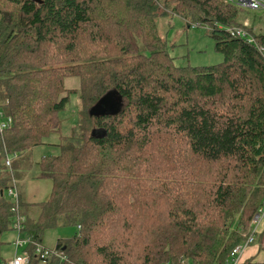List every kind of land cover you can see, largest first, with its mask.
I'll return each mask as SVG.
<instances>
[{
	"label": "trees",
	"instance_id": "1",
	"mask_svg": "<svg viewBox=\"0 0 264 264\" xmlns=\"http://www.w3.org/2000/svg\"><path fill=\"white\" fill-rule=\"evenodd\" d=\"M162 6L209 27L223 62L175 66ZM240 10L228 0H0V102L12 120L0 128V249L16 229L29 264H224L264 205V51L226 30L248 28ZM249 29L264 50V32ZM73 95L82 121L62 135ZM109 97L117 111L93 113ZM55 134L59 153L37 164L49 199L10 201L7 161ZM59 225L77 231L51 249L58 256L36 257Z\"/></svg>",
	"mask_w": 264,
	"mask_h": 264
},
{
	"label": "rangeland",
	"instance_id": "2",
	"mask_svg": "<svg viewBox=\"0 0 264 264\" xmlns=\"http://www.w3.org/2000/svg\"><path fill=\"white\" fill-rule=\"evenodd\" d=\"M36 2L40 0H34ZM167 10L168 13L163 14ZM158 16L156 21L158 24L159 35L161 39L167 44V51L174 59V65L177 67H209L222 63L224 56L216 50L217 41L213 38L210 28L207 26H199L198 24H188L184 19L173 15L170 7L162 6L157 11ZM238 22L248 28H243L247 33L251 34V29L255 33L264 32V9L254 10H240L238 15ZM66 85L68 88H75L78 85V79H67ZM117 102L112 97L106 101V107L109 109L111 103ZM105 105V104H104ZM117 104H113L108 112L117 111ZM82 109L77 96L70 98L69 104L63 112L60 113L62 121V128L60 134L67 135L72 128L79 125L82 121ZM60 134H55L46 140V144L34 148L30 152L22 153L19 157H11L8 160L16 165L15 167V187L18 193V198L22 197L25 203L40 204L44 202L48 194L51 195L52 181L48 179L36 178L38 173L37 164L46 156L57 155L59 150L55 144L59 142ZM7 161V162H8ZM35 176V177H34ZM6 192V197L12 202H17V198ZM50 197V196H49ZM42 201V202H40ZM39 205L30 207L31 214L38 213ZM29 209V207H28ZM76 228L66 225H59L56 228L49 229L44 232L42 236V245L49 249H55L60 240L65 241L73 237L76 233ZM18 232H5L1 238L2 246L0 249V256L2 260L9 261L14 258L16 253L15 242L19 239ZM256 241L250 248L254 250L259 249L261 255L259 260L264 258V220L261 224ZM28 247L24 246L19 250V255H24ZM263 261V260H262Z\"/></svg>",
	"mask_w": 264,
	"mask_h": 264
},
{
	"label": "built area",
	"instance_id": "3",
	"mask_svg": "<svg viewBox=\"0 0 264 264\" xmlns=\"http://www.w3.org/2000/svg\"><path fill=\"white\" fill-rule=\"evenodd\" d=\"M228 2L237 8L242 10H262L264 9V0H228ZM219 28H223L220 26ZM229 34L235 38H241L246 40L248 43L256 46L259 48L261 52H263V48L257 45L256 39L252 34L247 33L243 28H226ZM12 124V120L8 118L5 111L2 109L1 102H0V128L1 130L7 129ZM7 165H10V161L7 162ZM16 192L15 197L18 200V193L16 188L9 189L10 195H14ZM264 220V205L258 210L255 214L253 221H252V231L250 236L248 237L247 241L243 242L241 245L236 247L233 252L231 253L230 257L225 261L224 264H242L243 263V254L245 251L255 242V237L259 234V230L261 224ZM24 246L28 247V240H24L19 236V239L15 242L16 253L13 259L9 261L1 260L0 264H29V252H24V255H19V250ZM36 257L40 259H48L52 255L58 256L59 253L56 250H51L49 248L43 246H36L35 249Z\"/></svg>",
	"mask_w": 264,
	"mask_h": 264
},
{
	"label": "crops",
	"instance_id": "4",
	"mask_svg": "<svg viewBox=\"0 0 264 264\" xmlns=\"http://www.w3.org/2000/svg\"><path fill=\"white\" fill-rule=\"evenodd\" d=\"M49 196H50V194H48L47 195V197L44 199L45 201L44 202H46L48 199H49ZM40 202H42V201H40ZM43 203V202H42ZM17 233V236H20V234H19V232H16ZM260 234V233H259ZM257 238V237H256ZM256 238H255V241H256ZM255 243V242H254ZM253 243V244H254ZM252 246V245H251ZM250 246V247H251ZM248 248L246 251H245V253L243 254V258H242V260H243V262L245 261V260H247V259H251V260H254V262H259V263H264V258L262 259V260H259V256L261 255V251L259 250V249H257V250H254V248L252 247V248ZM263 255H264V253H263Z\"/></svg>",
	"mask_w": 264,
	"mask_h": 264
},
{
	"label": "water",
	"instance_id": "5",
	"mask_svg": "<svg viewBox=\"0 0 264 264\" xmlns=\"http://www.w3.org/2000/svg\"><path fill=\"white\" fill-rule=\"evenodd\" d=\"M106 101H108V99H105V100H103L100 104H99V106H97V108H96V110H93V113L94 112H96V111H98V110H102V109H104V108H106L107 109V107H106ZM105 104V105H104ZM113 104H115V103H113ZM117 104V103H116ZM110 107H111V105H110ZM110 107H109V109H110ZM117 107H118V104H117ZM118 109V108H117ZM116 109V110H117ZM3 194V193H2Z\"/></svg>",
	"mask_w": 264,
	"mask_h": 264
}]
</instances>
